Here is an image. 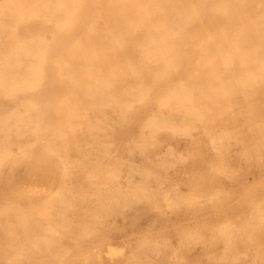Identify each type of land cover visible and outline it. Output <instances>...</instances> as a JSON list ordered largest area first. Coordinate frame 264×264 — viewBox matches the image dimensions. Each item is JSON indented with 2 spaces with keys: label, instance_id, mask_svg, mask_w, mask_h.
<instances>
[{
  "label": "rangeland",
  "instance_id": "rangeland-1",
  "mask_svg": "<svg viewBox=\"0 0 264 264\" xmlns=\"http://www.w3.org/2000/svg\"><path fill=\"white\" fill-rule=\"evenodd\" d=\"M4 1L0 264H264V0Z\"/></svg>",
  "mask_w": 264,
  "mask_h": 264
},
{
  "label": "bare ground",
  "instance_id": "bare-ground-1",
  "mask_svg": "<svg viewBox=\"0 0 264 264\" xmlns=\"http://www.w3.org/2000/svg\"><path fill=\"white\" fill-rule=\"evenodd\" d=\"M199 1V0H198ZM2 5H4V7L6 8V7H9V5H10V0H6V1H4V3L2 2ZM160 28V27H159ZM204 39V38H203ZM200 60V59H199ZM12 78V76H11V74H8V79H11ZM8 84H10L9 82H7ZM13 84H16V81H13L12 80V84L11 85H13ZM19 137V136H18ZM17 137V138H18ZM9 139V138H8ZM10 142V141H9ZM61 161V160H60ZM228 175V174H227ZM61 203H62V205H65V203H67L66 202V199H64V200H61ZM67 210H68V208H67ZM58 214H59V212H58ZM53 216H54V214H53ZM217 231V230H216ZM26 264V263H25Z\"/></svg>",
  "mask_w": 264,
  "mask_h": 264
}]
</instances>
